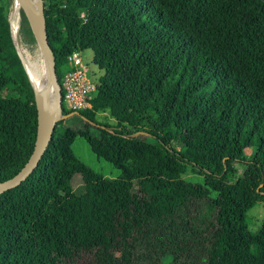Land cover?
<instances>
[{"label":"trees","instance_id":"obj_1","mask_svg":"<svg viewBox=\"0 0 264 264\" xmlns=\"http://www.w3.org/2000/svg\"><path fill=\"white\" fill-rule=\"evenodd\" d=\"M8 6L0 181L22 167L37 127ZM42 15L57 80L74 49L99 74L92 107L73 114L82 124L57 121L32 172L0 193V264H264V220L247 227L264 202V0H42ZM77 138L118 175L77 158ZM187 167L201 180L181 178Z\"/></svg>","mask_w":264,"mask_h":264},{"label":"water","instance_id":"obj_2","mask_svg":"<svg viewBox=\"0 0 264 264\" xmlns=\"http://www.w3.org/2000/svg\"><path fill=\"white\" fill-rule=\"evenodd\" d=\"M13 1L17 3L19 10L22 12L36 48L41 56L46 85L49 86L50 90V101L47 104V96L42 85L38 87L37 91L34 90L32 85L37 112V127L33 147L22 167L11 177L0 181V193L17 186L32 172L50 141L57 121L76 114L71 111L63 115L61 112V94L55 73L53 53L45 32L42 7H40V13L37 16L29 0ZM12 42L14 44L13 39Z\"/></svg>","mask_w":264,"mask_h":264},{"label":"rangeland","instance_id":"obj_3","mask_svg":"<svg viewBox=\"0 0 264 264\" xmlns=\"http://www.w3.org/2000/svg\"><path fill=\"white\" fill-rule=\"evenodd\" d=\"M14 3L13 0H9V6L7 9V20L9 16V11L11 5ZM41 7H42V0H40ZM20 19L21 15L19 12V25H20ZM9 22V21H8ZM10 28V26H9ZM10 35V33H9ZM11 38V36H10ZM14 49L18 56L19 62L21 63L22 68H24V60L26 61H33L36 64H40L41 56L36 48V45L33 41V43H29L27 38L23 36V34L20 33L19 27L18 31L16 33V39H14ZM12 41V38H11ZM18 47V48H17ZM24 48V49H23ZM82 56L84 60L89 65V69L91 70L95 80L97 79V76L99 74L96 67L90 62L91 60V53L89 50L82 51ZM40 59V60H39ZM37 61V62H36ZM64 107V104H62ZM97 119L102 122H111L112 119H110V116L107 111L98 112L96 114ZM66 125H68L71 128H76L82 124V122L76 117V115H71L68 117L63 118ZM96 133V132H95ZM71 151L72 153L79 158L81 161H83L86 165H88L91 169L98 172L100 175L106 178H114L118 175V171L114 168H112L107 162L96 158L90 151L88 145L86 142L81 139L77 138L74 140V142L71 145ZM78 176H73L72 179L77 178ZM181 178L188 180V181H194L198 182L201 180V176L198 175V173L193 170L190 167H187L184 173L181 174ZM74 191L77 193L81 191V185L78 179H75V185H74ZM247 227L250 231H255L262 221L264 220V202L257 200L255 204L247 210Z\"/></svg>","mask_w":264,"mask_h":264},{"label":"built area","instance_id":"obj_4","mask_svg":"<svg viewBox=\"0 0 264 264\" xmlns=\"http://www.w3.org/2000/svg\"><path fill=\"white\" fill-rule=\"evenodd\" d=\"M67 68L58 81L61 105L68 111H80L92 107V97L96 80L89 65L82 56V51L74 49L65 55Z\"/></svg>","mask_w":264,"mask_h":264},{"label":"bare ground","instance_id":"obj_5","mask_svg":"<svg viewBox=\"0 0 264 264\" xmlns=\"http://www.w3.org/2000/svg\"><path fill=\"white\" fill-rule=\"evenodd\" d=\"M29 1L36 15L39 16L40 7H41L40 0H29ZM8 21L10 25V35H11V38L14 40L16 39V33L19 27V7L16 2H14L10 7ZM24 61H25L24 70L27 74V77L30 81L31 86L33 85L34 90L37 91L38 87L42 85L43 89L45 90L46 96H47L46 102L48 104L50 101V90H49V86L46 85V78L44 74L42 61L40 60V64H36L33 61H26V60Z\"/></svg>","mask_w":264,"mask_h":264}]
</instances>
